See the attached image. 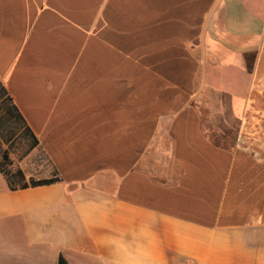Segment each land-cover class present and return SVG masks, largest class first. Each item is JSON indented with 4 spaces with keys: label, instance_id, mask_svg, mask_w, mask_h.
Wrapping results in <instances>:
<instances>
[{
    "label": "crops",
    "instance_id": "1",
    "mask_svg": "<svg viewBox=\"0 0 264 264\" xmlns=\"http://www.w3.org/2000/svg\"><path fill=\"white\" fill-rule=\"evenodd\" d=\"M0 82L59 179L0 264H264V0H0Z\"/></svg>",
    "mask_w": 264,
    "mask_h": 264
},
{
    "label": "rangeland",
    "instance_id": "2",
    "mask_svg": "<svg viewBox=\"0 0 264 264\" xmlns=\"http://www.w3.org/2000/svg\"><path fill=\"white\" fill-rule=\"evenodd\" d=\"M223 99V98H222ZM223 102V106L214 107L213 115L215 119H229L228 111H227V100H221ZM217 129H225V131L229 132L232 131V136L229 139H216L215 141L219 144H223L224 146H232L236 142L234 139V131H236L237 126L234 122L229 123H222L218 122L215 123ZM30 144L29 140H23L20 136H16L15 139L11 140L10 142L6 141L5 139H0V163L3 164V168L5 171L12 173L15 170L19 169L22 171L23 176L26 182L29 180H34L35 178L42 176L47 167L45 157L43 154L36 149L30 150L28 153L25 154L27 146ZM4 150H7V159H3L2 155ZM25 173V174H24ZM32 176V178L27 176ZM34 178V179H33ZM36 181V180H34ZM3 179L0 177V184H3ZM1 186V185H0Z\"/></svg>",
    "mask_w": 264,
    "mask_h": 264
},
{
    "label": "trees",
    "instance_id": "3",
    "mask_svg": "<svg viewBox=\"0 0 264 264\" xmlns=\"http://www.w3.org/2000/svg\"><path fill=\"white\" fill-rule=\"evenodd\" d=\"M20 136L23 140H29L30 144L27 146L25 154L37 146V140L19 110L14 105L12 98L7 90L0 82V139H5L10 142L16 136ZM3 159H7V150H4ZM0 174L4 177L9 190L24 189L28 186L48 185L59 181L57 178L49 180H29L26 182L21 170L17 169L12 173L4 170L3 164L0 163Z\"/></svg>",
    "mask_w": 264,
    "mask_h": 264
}]
</instances>
